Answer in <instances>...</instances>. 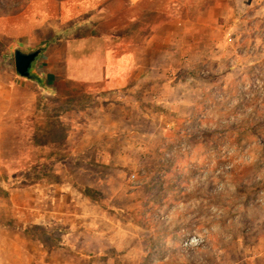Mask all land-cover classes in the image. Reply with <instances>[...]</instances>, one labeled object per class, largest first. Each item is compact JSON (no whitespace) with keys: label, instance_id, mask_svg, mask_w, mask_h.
<instances>
[{"label":"rangeland","instance_id":"obj_1","mask_svg":"<svg viewBox=\"0 0 264 264\" xmlns=\"http://www.w3.org/2000/svg\"><path fill=\"white\" fill-rule=\"evenodd\" d=\"M192 3L182 15L214 24L169 45L174 70L158 76L154 39L146 83L133 66L107 92L62 81L59 55L41 89L0 40V264H89L50 249L77 212L121 227L116 248L91 251L96 264H264V0Z\"/></svg>","mask_w":264,"mask_h":264},{"label":"crops","instance_id":"obj_2","mask_svg":"<svg viewBox=\"0 0 264 264\" xmlns=\"http://www.w3.org/2000/svg\"><path fill=\"white\" fill-rule=\"evenodd\" d=\"M0 5V40L7 38L14 50L18 48L26 53L39 50L29 69V76L18 75L34 81L41 89L51 88L50 81L54 76L49 68L56 62L57 55L61 61L58 66L62 67V81L74 80L87 84V92L115 90L128 82L137 70L138 78L141 77L144 84L150 73L148 62L150 58L157 57L151 53L153 48L149 47V43L154 44L151 43L154 39H157L156 45L160 46V63L165 62L162 67H167L166 70L160 69L158 76L161 78L166 71L174 70L176 60L168 47L176 44L177 38L183 37L180 36L183 30L186 38V33L191 30L208 29L214 24L211 17L192 21L189 15H182L195 12L192 0H29L26 4L21 0L12 1L11 4L0 0ZM197 11L199 14L203 12L204 16L211 15L212 1ZM150 14L155 15L150 18L147 16ZM84 27L87 29L81 32ZM189 37L186 45L191 44ZM96 38L99 43L93 42ZM76 43L80 57L74 59L73 47ZM98 45H101V51L97 49ZM133 45L146 46L139 53ZM117 46H121L119 51ZM164 81L161 80L160 88L167 87L166 83H162ZM142 84L134 85L128 91H138L143 88ZM3 89L0 88V92ZM164 124H167V120H160L161 135L166 132ZM45 213L50 214V218H45L48 221L52 213ZM108 215L105 212H83L81 215L77 212L73 214L77 220L75 222H68L72 214L68 218L60 216L62 227L68 231L58 240L57 247H50L51 252H60L65 258L69 253L79 254L91 259L89 264H96L89 254L116 248L115 235L121 230ZM98 220H102L106 226H95L98 224L94 221ZM68 225L71 226L69 229ZM87 235H92L95 240L84 243Z\"/></svg>","mask_w":264,"mask_h":264},{"label":"water","instance_id":"obj_3","mask_svg":"<svg viewBox=\"0 0 264 264\" xmlns=\"http://www.w3.org/2000/svg\"><path fill=\"white\" fill-rule=\"evenodd\" d=\"M39 54V50H34L31 52H23L20 49L16 48L14 50V60H15V67L17 72L22 77H28L30 74V67L32 62L36 59Z\"/></svg>","mask_w":264,"mask_h":264},{"label":"built area","instance_id":"obj_4","mask_svg":"<svg viewBox=\"0 0 264 264\" xmlns=\"http://www.w3.org/2000/svg\"><path fill=\"white\" fill-rule=\"evenodd\" d=\"M186 244H190V245H187V246H189V247H191L192 245V240H189L188 242H186Z\"/></svg>","mask_w":264,"mask_h":264}]
</instances>
